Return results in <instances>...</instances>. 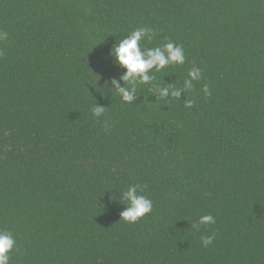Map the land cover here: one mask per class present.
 Returning a JSON list of instances; mask_svg holds the SVG:
<instances>
[{
    "label": "trees",
    "instance_id": "obj_1",
    "mask_svg": "<svg viewBox=\"0 0 264 264\" xmlns=\"http://www.w3.org/2000/svg\"><path fill=\"white\" fill-rule=\"evenodd\" d=\"M141 26L158 33L146 47L185 51L154 83L201 68L180 100L112 90L125 69L111 49ZM0 30L10 264H264V0H0ZM132 184L153 202L135 224L121 220ZM206 214L215 224L192 228Z\"/></svg>",
    "mask_w": 264,
    "mask_h": 264
},
{
    "label": "clouds",
    "instance_id": "obj_2",
    "mask_svg": "<svg viewBox=\"0 0 264 264\" xmlns=\"http://www.w3.org/2000/svg\"><path fill=\"white\" fill-rule=\"evenodd\" d=\"M157 31L150 27H137L127 36L119 39L111 49L117 65L125 71L119 80H111L112 90L115 91L123 103H132L136 100L138 87L140 85H152L154 95L158 100L166 102L169 99L180 100L181 93L184 94L194 90V82L203 78L201 68L193 66L188 70L187 77L182 85L154 83L157 79L156 73L167 67L184 65L186 57L183 45L166 38V42L155 47H146L145 41L151 42L157 36ZM6 31L0 30V41L8 38ZM3 52L0 51V56ZM123 81L124 86H121ZM204 95L210 96L211 92L207 84L203 85ZM194 100L185 99L184 106L192 108ZM106 107L96 104L92 108V115L100 118L104 115ZM105 131L110 129L107 121L104 122ZM146 186L140 184L129 185L120 196L122 203L126 205L121 213V220L129 224L137 223L141 218L150 214L153 210V202L146 195H142ZM216 219L211 214L202 215L192 224V228L199 229L201 225L215 224ZM215 233L200 238L201 244L207 247L215 240ZM18 250L16 239L10 230H0V264H10L11 253Z\"/></svg>",
    "mask_w": 264,
    "mask_h": 264
}]
</instances>
